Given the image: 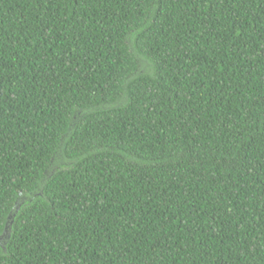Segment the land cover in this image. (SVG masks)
Instances as JSON below:
<instances>
[{
	"label": "trees",
	"instance_id": "1",
	"mask_svg": "<svg viewBox=\"0 0 264 264\" xmlns=\"http://www.w3.org/2000/svg\"><path fill=\"white\" fill-rule=\"evenodd\" d=\"M0 264H264V0H0Z\"/></svg>",
	"mask_w": 264,
	"mask_h": 264
}]
</instances>
